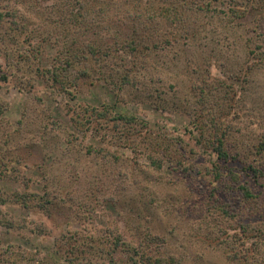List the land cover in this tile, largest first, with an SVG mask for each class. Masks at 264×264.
<instances>
[{"label":"rangeland","instance_id":"1","mask_svg":"<svg viewBox=\"0 0 264 264\" xmlns=\"http://www.w3.org/2000/svg\"><path fill=\"white\" fill-rule=\"evenodd\" d=\"M0 14V264H264V0Z\"/></svg>","mask_w":264,"mask_h":264},{"label":"trees","instance_id":"2","mask_svg":"<svg viewBox=\"0 0 264 264\" xmlns=\"http://www.w3.org/2000/svg\"><path fill=\"white\" fill-rule=\"evenodd\" d=\"M0 17H1V14H0ZM2 20H3V17L0 18V23H1ZM108 48H110V47H108ZM133 48L134 47H132L131 49L133 50ZM257 49H260V47L257 46V48H253L254 51H256ZM132 52H135V51H132ZM252 53H255V52H252ZM256 56H257V59L260 61V64L264 65V51L257 52ZM65 63L67 65L71 66L72 62L71 61H66ZM130 69H132V68H130ZM1 105L2 104L0 103V108H1ZM197 116L198 117L196 118V121H197L198 125L201 122L202 123L203 122L209 123L208 126H210L211 131L208 130L209 134H207V138L206 139H208V140H206V144L213 148V150L216 152L218 158L220 160L224 161V162H228V161H231V160L242 161L241 157H245V155L243 153L239 152V151L231 152V150H229V147H228V145L226 143V140H225L226 137H227V131L223 127V125H220L218 123V121L215 120V118L213 117V114L210 117V119L208 120L209 122H207V120H206V118H207L206 115H204V116L197 115ZM125 119L127 121L135 120L134 117L125 118ZM262 144L264 145V140H263ZM243 161L246 164L245 167L252 172V175H253L254 179H257L259 176L263 175L264 169L262 168V166L264 165V159L262 157H260L259 159H254L253 158V159H250V160L248 159V161H245V160H243ZM237 189L240 190L241 194L244 197H250V198L253 197L252 191L245 184L239 183V185L237 186ZM239 225L242 226V228H244L241 223H239ZM252 237L256 238V239H259V240L260 239L264 240L263 239L264 236H262V231L257 229V228L253 229ZM72 259H75V258H72ZM71 261L72 260L70 259V262Z\"/></svg>","mask_w":264,"mask_h":264}]
</instances>
